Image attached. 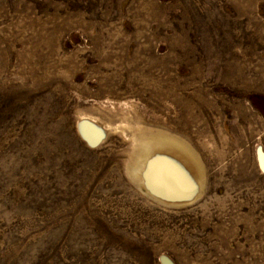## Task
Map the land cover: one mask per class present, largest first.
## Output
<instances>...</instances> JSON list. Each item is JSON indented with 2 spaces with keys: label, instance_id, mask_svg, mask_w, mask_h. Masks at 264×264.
Listing matches in <instances>:
<instances>
[{
  "label": "rangeland",
  "instance_id": "1",
  "mask_svg": "<svg viewBox=\"0 0 264 264\" xmlns=\"http://www.w3.org/2000/svg\"><path fill=\"white\" fill-rule=\"evenodd\" d=\"M263 163L264 0H0V264H264Z\"/></svg>",
  "mask_w": 264,
  "mask_h": 264
},
{
  "label": "bare ground",
  "instance_id": "2",
  "mask_svg": "<svg viewBox=\"0 0 264 264\" xmlns=\"http://www.w3.org/2000/svg\"><path fill=\"white\" fill-rule=\"evenodd\" d=\"M79 127L80 134L83 136L85 141L94 142L95 136L88 127L87 123H81ZM142 173V179L146 184V187L163 197H166L171 193H184L183 185L175 178L176 176H174L170 168L164 163L151 161L145 166ZM162 259L165 264H169L165 258Z\"/></svg>",
  "mask_w": 264,
  "mask_h": 264
}]
</instances>
